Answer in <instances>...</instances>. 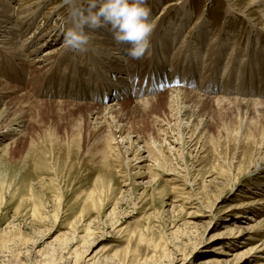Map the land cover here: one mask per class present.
<instances>
[{"label":"rangeland","instance_id":"374dc122","mask_svg":"<svg viewBox=\"0 0 264 264\" xmlns=\"http://www.w3.org/2000/svg\"><path fill=\"white\" fill-rule=\"evenodd\" d=\"M257 1L148 0L157 45L152 39L142 63L126 52L133 70L119 73L94 40L90 52L64 46L78 0H4L13 30L22 16L34 19L25 36L6 37L15 46L0 38V92L8 94L0 103V114H8L3 128L22 122L17 135L0 141V264H264L256 253L264 244L256 231L264 211L238 209L264 196L256 189L264 168L251 176L264 165V1ZM173 31H181L179 40L168 35ZM40 33L39 44L22 52L27 56L14 55ZM39 46L45 50L36 58L31 52ZM61 57L68 61L61 64ZM28 65L39 71L25 72ZM70 66L77 79L68 77ZM114 76L135 88L145 82L164 89L125 93L108 105L58 97L63 86L80 91V81L90 79V93L97 80L116 84ZM190 77L197 88L170 85ZM216 86L222 90L208 88ZM172 90L202 96L193 108L201 139L185 153L172 143L181 140L179 109L170 110L165 95ZM235 98L246 103L237 106ZM83 104L106 117L100 121ZM105 106L116 107L108 114ZM248 230L256 231L254 240L246 239Z\"/></svg>","mask_w":264,"mask_h":264},{"label":"bare ground","instance_id":"6f19581e","mask_svg":"<svg viewBox=\"0 0 264 264\" xmlns=\"http://www.w3.org/2000/svg\"><path fill=\"white\" fill-rule=\"evenodd\" d=\"M260 1V0H259ZM259 1H257V3L259 2ZM264 1V0H263ZM76 3V2H75ZM262 3V2H261ZM261 3H260V5H261ZM264 3V2H263ZM259 4V3H258ZM8 5H9V2H8ZM7 5V3H5L4 2V0H0V38L1 37H3V39L4 38H6L7 36H9L10 34L12 35H15V34H17L18 32V35H20V34H22V35H24L25 36V34H26V31H28L29 30V27H31L32 26V23H33V19H34V16H22L20 19H19V22L17 23V25H18V27H17V29L16 30H13L14 28H12V27H10V25H12V21H11V17H13L12 16V11H10L9 10V6ZM259 5V6H260ZM173 6V5H172ZM170 7V6H169ZM166 9V8H165ZM205 11V10H204ZM163 12H166V11H163ZM155 14V13H154ZM189 14V13H188ZM28 15V14H27ZM34 15V14H33ZM164 15V14H163ZM187 15V14H186ZM190 15V14H189ZM159 18V17H158ZM184 20V19H183ZM157 21H158V19H157ZM157 23V22H156ZM179 23V22H178ZM61 24V23H60ZM16 25V26H17ZM182 25V24H181ZM187 25V24H186ZM197 25V24H196ZM68 26H70V24H68ZM67 26V27H68ZM24 29H25V31H24ZM24 31V32H23ZM171 32V31H170ZM168 33V35H170V34H173L172 36H174L175 37V39H177V40H179V37H180V35H181V31L180 32H176V33H174V31L172 32V33ZM159 33V27H156L155 28V30H154V32H153V34H152V36H151V38H150V40H152V39H154L155 38V43H154V45H157V42H158V34ZM42 33H40V35H41ZM96 35V36H95ZM45 35H41V36H34V37H32L33 39L32 40H30V41H28V39L27 40H25V42H23V44H22V46H20V49L22 48V50H19L18 51V53H13L16 57H17V54L18 55H22V56H27V55H25V54H23L22 52L23 51H25V48L26 49H28V48H30V46L31 45H33L32 47H34L37 43L39 44V42L41 41V37H44ZM10 37V36H9ZM20 37H21V35H20ZM28 38V37H27ZM30 38V37H29ZM166 38V37H165ZM43 39V38H42ZM48 39V38H47ZM50 39V38H49ZM58 39V38H57ZM6 40H8L9 42L7 43V44H13L14 46H15V44H14V40L12 39V38H6ZM93 40L95 41L94 42V45H96L98 48H99V53L101 52V51H104V53L105 54H107L106 56H105V59L109 62V63H111L112 64V66H113V68H112V70H117L119 73L121 72L122 73V71H126V69L127 68H130V70H131V72H132V70L133 69H131V65L133 64V63H129L128 62V59L127 60H125L124 59V57H123V55L124 54H126V48H127V45H117V44H115V42H114V40H113V37H112V34L107 30V29H99V30H96V32L94 33V37H93ZM170 40H172V39H170ZM49 41V40H48ZM207 41V40H206ZM17 42L18 41H16L15 43L17 44ZM165 42H166V44H168V45H171V43H173L172 41H168V40H165ZM216 42V41H215ZM218 42V41H217ZM1 43V42H0ZM201 43V42H200ZM211 43H213V42H211ZM37 44V45H38ZM202 44H203V42H202ZM43 45V44H42ZM160 45V44H159ZM216 46V45H215ZM153 47V46H152ZM186 47H187V49H189V45L187 44L186 45ZM185 46H182L181 48H179L177 51H179L180 50V52L178 53L179 54V56H178V58L177 59H179L180 57H181V55L183 56V54H182V50L184 49V48H186ZM212 47H214V46H212ZM19 47H14V49H16L15 51H17V49H18ZM178 48V47H177ZM196 48V47H195ZM216 48V47H215ZM215 48H213V49H215ZM45 50V48H44V46H39V47H36V48H34V50L31 52V55L32 56H35L36 58L37 57H40L39 56V54H41L43 51ZM88 50H89V52H90V50H91V48L90 47H88ZM194 51H195V53L198 51V49L196 48V49H193ZM212 50V49H211ZM229 50V49H228ZM54 51V50H53ZM59 51V50H58ZM219 51V50H218ZM226 51H227V49H226ZM4 52V51H3ZM184 52H186V51H184ZM210 52V51H209ZM96 53H98V52H96ZM220 53V52H219ZM2 54V53H1ZM5 54V53H4ZM3 54V55H4ZM146 54H148V53H146ZM145 54V55H146ZM193 54V53H192ZM223 54V53H222ZM197 55V54H196ZM225 55V54H224ZM51 56V55H50ZM55 56V55H54ZM153 56H155V55H153ZM197 57V56H196ZM195 57V58H196ZM14 58V57H13ZM50 58V57H49ZM101 58V57H100ZM103 58H104V56H103ZM152 58V57H151ZM154 58V57H153ZM182 58V57H181ZM217 58V57H216ZM61 59V64H63V63H65V62H67L68 61V59H67V57H61L60 58ZM132 58L130 57V60H131ZM197 59V58H196ZM212 59V58H211ZM58 59H56L54 62H52V61H50V63L47 65V66H49V65H52V63H56V61H57ZM146 60V59H145ZM158 60V59H157ZM248 60V59H247ZM39 61V60H38ZM41 61V60H40ZM43 61V60H42ZM45 61H48V60H45ZM141 62L142 63V60L140 59V60H138L137 61V63L138 62ZM207 61V60H206ZM220 61V60H219ZM145 62V61H144ZM144 62H143V65H144ZM150 62H152V59H150ZM136 63V64H137ZM146 63V62H145ZM208 63V62H207ZM211 63V62H210ZM14 64V63H13ZM60 64V65H61ZM106 64V63H105ZM236 65H237V63H236ZM257 65V64H256ZM56 66V65H55ZM46 67V66H45ZM72 66H70V72H69V75H68V77L72 80V79H77L75 76H77L76 75V71L74 70V69H72L71 68ZM97 67V66H96ZM69 68V67H68ZM30 69V70H29ZM23 70L25 71V72H30V74H35L36 72H38L39 70H36V71H34V70H31V67L28 65L27 66V68H23ZM138 69H136V71H134V74L133 75H131V76H136V75H139V74H136V73H139V71H137ZM228 70V69H227ZM35 72V73H34ZM112 72H114V71H112ZM127 72V71H126ZM105 73H110V72H108L107 70H106V72ZM66 74V73H65ZM66 76V75H65ZM93 76H95V75H93ZM110 76V75H109ZM5 77V76H4ZM64 77V76H63ZM111 77V76H110ZM115 77V76H114ZM117 78H118V76H116ZM128 77V76H127ZM190 78H192V77H190ZM103 79V78H102ZM192 79H194V78H192ZM132 80H134V78L132 77ZM85 81V80H84ZM118 82L116 83V84H112L111 82H110V80H108L107 81V83L109 84V85H104V86H102V84H105L104 82H102V81H100L99 82V80H97V82L99 83V88L98 89H93L91 92H93V93H89L88 91H89V89H90V87L91 86H93L94 85V82L92 83V85H91V80L89 79V80H86V82H88V83H85V82H83V81H80V83H81V85H82V89L80 90V91H75L74 90V87L69 91L68 89H69V87H66V89H65V86H63V89L62 90H60L59 89V94H58V97H62V98H71V99H75V100H80V102H84V101H86V100H89L90 99V101L91 100H93L95 103H100V104H104V101H105V99H109V102L111 101V98H112V96H111V94H110V92H114V91H116L117 93L120 91L121 92V95H125V93L126 94H128V95H134V96H141V95H145L144 94V89H140V87L141 86H139V88L138 89H135V87L134 86H132V85H129V84H127L126 82H127V79H125V78H123V76H122V78H118V80H117ZM202 81V80H201ZM7 83V82H6ZM78 83H79V80H78ZM77 83V84H78ZM55 84L57 85V82H55ZM55 84H54V86H55ZM189 83L188 82H185V86L187 87H190V88H197L198 86H193L192 84L191 85H188ZM6 87H5V89H11V88H9V85L8 84H4ZM0 86H3V82H1L0 81ZM59 86H60V83H59ZM90 86V87H89ZM209 86V85H208ZM155 89V87H151V89ZM209 89H211L214 93H216V92H218V91H221L222 89H218L217 88V86L215 87V88H211V87H208ZM3 89H4V86H3ZM116 89V90H115ZM189 89V88H188ZM14 90V89H13ZM41 90V89H40ZM204 91H207L206 89H203ZM239 90V89H238ZM200 92V91H199ZM202 92V91H201ZM200 92V93H201ZM208 92V91H207ZM229 92H231V91H227V93H229ZM213 93V94H214ZM5 94H7V93H4V92H0V103H1V101L3 100H5V97L4 96H6ZM148 94V93H147ZM212 94V93H211ZM225 94V93H224ZM240 94H241V92H240ZM8 95V94H7ZM44 96V93H41V91H40V96ZM120 95V94H119ZM149 95V94H148ZM165 95H168L169 96V100H168V104H169V109L170 110H176L177 108L179 109V113L177 114V121L179 122V124H178V129L180 130V132L181 133H179V137L181 138V140L179 141V139H178V141L176 140V141H173L172 143H174V144H176V145H180V148H181V151L183 152V153H185V151H187V150H189V148L190 147H192L193 145L195 146L197 143H199V141H200V137H199V135H197L196 134V124H194L193 122L194 121H196V119H197V116H196V114H195V110L193 109V108H197V105H195V99H197V98H202V96L201 95H199V94H197V93H195V92H192V90H190V91H186V90H178V91H173L172 90V92H168L167 94H165ZM204 95V94H203ZM206 95V94H205ZM204 95V96H205ZM242 95V94H241ZM162 96H164V95H162ZM161 96V97H162ZM161 97H156V98H152L151 100L149 99H147V101L146 102H152V101H157V100H159ZM121 98V97H120ZM205 98V97H204ZM210 99V98H209ZM241 99H242V97H241ZM241 99H239V98H235L234 99V103H236V101H238V100H240V101H244V100H241ZM114 100H115V98H114ZM120 100V99H119ZM203 100V99H202ZM207 100V99H206ZM217 100H219V101H227L226 99L224 100V99H217ZM116 101V100H115ZM204 101V100H203ZM228 101H231V102H233V100H230V99H228ZM227 101V102H228ZM145 102V103H146ZM245 102V101H244ZM248 103L249 102H251V101H249V99H248V101H247ZM252 102H256L255 103V105L257 104H259L258 103V100L256 101H252ZM229 103V102H228ZM238 103V102H237ZM236 103V104H237ZM246 103V102H245ZM73 104V103H72ZM92 104V103H91ZM201 104V103H200ZM239 104H241V103H239ZM251 104H253V103H251ZM83 105H85L86 107H88V108H92L93 110L91 111V114L92 115H94V114H98L99 116L101 115L102 116V118L100 117V121L103 119V118H105L106 116V114L104 115H102V113H98V111L97 110H99V108H98V106L96 107V106H92V105H89V104H83ZM247 105V104H246ZM260 105V104H259ZM262 105H264V103H262ZM79 106V105H78ZM117 106V105H116ZM116 106H112V107H110V106H105V107H103V109H104V111L105 112H109L108 114H110V112H113L114 111V109H115V107ZM119 106V105H118ZM117 106V107H118ZM237 106H238V104H237ZM101 109V108H100ZM6 110V109H5ZM221 111V110H220ZM8 114H6L5 112H3V113H1L0 114V141H2V140H4V139H7L8 137H10V136H15V135H17V131H18V128H20L21 127V121H16V122H14L13 124H11V125H8V126H5L4 128H3V122H4V118L7 116ZM95 116V115H94ZM98 120H99V117L97 118ZM14 126H16V128L14 127ZM105 127V126H104ZM6 129V130H5ZM104 129V128H103ZM102 129V130H103ZM120 129V128H119ZM3 130V131H2ZM178 137V138H179ZM110 138V137H109ZM119 143V142H118ZM139 157H140V155H139ZM137 159H139V160H145V159H147V158H143V157H141V158H137ZM264 168V165H261V164H256V166H255V168H254V172L251 174V176H254L255 174H256V172H259V171H261L262 169ZM256 189L257 190H261L262 191V193H264V182H258V184H256ZM249 208H255V209H257L258 211H264V196H261V197H259V199H257V200H255V201H252V202H247V201H245V202H243L242 204H241V206H239L238 207V209H242L243 211H241L242 213H246L245 211L246 210H248ZM258 225H259V230H256V231H258V232H260V233H264V219L261 221V223H258ZM255 231V232H256ZM248 232H249V230H248ZM255 232H254V230H252V231H250L249 233H250V235H249V237H247L246 239L247 240H254L255 239ZM240 234L239 235H241L242 233H243V231L241 232H239ZM245 238L243 239V240H246ZM242 242H244V241H242ZM264 243V242H263ZM234 244H235V241H234ZM256 253L258 254L257 255V258L258 259H261L262 261H264V244H262L261 245V247L259 248V249H256ZM90 254L91 253H87V255H86V257L88 258V260H87V262L88 261H93V259L95 258V256L94 255H92L91 257H88V256H90ZM254 254V253H253ZM97 255V254H96ZM226 255L228 256V257H234V258H237L238 256H237V254H235V255H233V254H231V253H226ZM252 255V254H251ZM77 258V257H76ZM73 259V258H72ZM189 258H187V257H185L184 258V262L185 261H187ZM78 261L79 260H77V259H75V264H78ZM84 261V260H83ZM229 261V260H228ZM227 261V262H228ZM222 260H220L219 261V259H215V260H209V261H207V262H205V264H222Z\"/></svg>","mask_w":264,"mask_h":264},{"label":"clouds","instance_id":"9594fccd","mask_svg":"<svg viewBox=\"0 0 264 264\" xmlns=\"http://www.w3.org/2000/svg\"><path fill=\"white\" fill-rule=\"evenodd\" d=\"M69 23L64 31L66 48L86 52L96 30L107 29L115 44L127 45V55L137 60L149 52L156 28L148 0H78Z\"/></svg>","mask_w":264,"mask_h":264}]
</instances>
